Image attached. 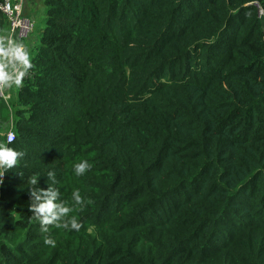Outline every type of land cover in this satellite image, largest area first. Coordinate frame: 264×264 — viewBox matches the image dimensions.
<instances>
[{
	"label": "trees",
	"instance_id": "16d2710c",
	"mask_svg": "<svg viewBox=\"0 0 264 264\" xmlns=\"http://www.w3.org/2000/svg\"><path fill=\"white\" fill-rule=\"evenodd\" d=\"M44 4L30 74L0 97V143L24 153L0 183V264H264V0ZM34 177L78 231L41 232Z\"/></svg>",
	"mask_w": 264,
	"mask_h": 264
},
{
	"label": "clouds",
	"instance_id": "9594fccd",
	"mask_svg": "<svg viewBox=\"0 0 264 264\" xmlns=\"http://www.w3.org/2000/svg\"><path fill=\"white\" fill-rule=\"evenodd\" d=\"M32 68V61L25 45L10 36H0V90L10 89L12 87H21L24 77ZM11 92V91H9ZM5 101L8 96H4ZM7 139V137H6ZM13 137L8 136V143L10 144ZM24 153L18 152L7 144L0 143V183L2 178L11 169L15 168L20 158ZM91 165L86 161H81L74 165V172L76 176H82L86 171L91 169ZM47 178L51 179L53 184L56 183L54 172H48ZM47 179V180H48ZM40 179L32 178L30 180L32 188L29 189L30 205L29 210L39 220L41 232H48V226L64 227L79 230L81 224L75 218H69L68 213L72 211L66 206L64 202L59 201V190L48 186L47 188L36 186ZM72 199L75 204H83V198L79 192H73ZM45 244L55 246V241L52 239H45Z\"/></svg>",
	"mask_w": 264,
	"mask_h": 264
},
{
	"label": "built area",
	"instance_id": "2783aa9c",
	"mask_svg": "<svg viewBox=\"0 0 264 264\" xmlns=\"http://www.w3.org/2000/svg\"><path fill=\"white\" fill-rule=\"evenodd\" d=\"M25 0H1L0 1V12L5 15L9 21V35L11 38L18 40L25 45V41L31 36L35 29L36 20L33 16H29L24 11ZM260 12L263 14L264 11L261 9ZM27 49V48H26ZM30 72L24 77V80L29 76ZM8 96V100L11 98V92L7 89L0 90V97ZM11 134L13 137L12 142L16 140L14 131L7 134Z\"/></svg>",
	"mask_w": 264,
	"mask_h": 264
},
{
	"label": "rangeland",
	"instance_id": "374dc122",
	"mask_svg": "<svg viewBox=\"0 0 264 264\" xmlns=\"http://www.w3.org/2000/svg\"><path fill=\"white\" fill-rule=\"evenodd\" d=\"M46 11H47V8H46V6L44 4L41 7L40 11L36 14V17L34 15H32L35 18V20L37 22V25L35 26V29L32 32L31 36L27 39V41H28L27 44L29 45L28 47H30L28 49V52H29L31 58H32L33 54L35 53V51L37 50V47L41 43L42 32H43V30H44V28L46 26ZM260 15L262 16L264 14L260 13ZM25 47H26V45H25ZM19 88H17V87L10 88V90H11V99L12 100H14V96L16 94V91ZM12 100H7V101H12ZM10 130L13 131L12 126H11L10 123H8L7 125H5L2 128H0V132L3 133L6 136L10 132Z\"/></svg>",
	"mask_w": 264,
	"mask_h": 264
},
{
	"label": "crops",
	"instance_id": "0c3cea01",
	"mask_svg": "<svg viewBox=\"0 0 264 264\" xmlns=\"http://www.w3.org/2000/svg\"><path fill=\"white\" fill-rule=\"evenodd\" d=\"M44 5V0H25L24 1V11L27 15L32 16L34 15L36 17V14L40 11L41 7ZM9 35V33H8ZM7 35V36H8ZM27 40L25 41V45L27 47V50L30 48L27 44ZM8 91H11L10 89H7Z\"/></svg>",
	"mask_w": 264,
	"mask_h": 264
},
{
	"label": "bare ground",
	"instance_id": "6f19581e",
	"mask_svg": "<svg viewBox=\"0 0 264 264\" xmlns=\"http://www.w3.org/2000/svg\"><path fill=\"white\" fill-rule=\"evenodd\" d=\"M8 24H9V21H8ZM37 25V22L35 23V26Z\"/></svg>",
	"mask_w": 264,
	"mask_h": 264
}]
</instances>
